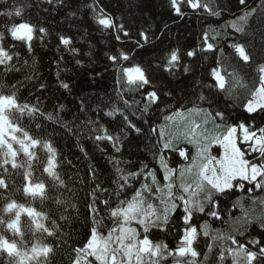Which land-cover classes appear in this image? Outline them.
Returning <instances> with one entry per match:
<instances>
[{"label":"snow or ice","instance_id":"6c2138e0","mask_svg":"<svg viewBox=\"0 0 264 264\" xmlns=\"http://www.w3.org/2000/svg\"><path fill=\"white\" fill-rule=\"evenodd\" d=\"M39 4L61 8L65 0H39ZM169 5L179 18L186 15L185 8L215 18L224 11L217 0H169ZM34 6L39 5H33L31 0H0V69L5 78L0 82V264H57L59 251L65 248L70 249L69 264H264V123L258 126L247 120L229 122L226 109L213 112L201 107L207 102L203 92L195 95L186 111L175 110L164 117L165 124L151 129L157 136L153 155L163 170V183L158 179L159 170L148 171V166L143 165L141 171L125 174L121 161L115 159L116 175L111 180L115 187L111 193L103 185L94 187L92 200L86 204L92 217L89 232L83 242L74 247L68 244L64 237L70 234L64 233L59 221L67 223L70 216L65 213L76 205L62 198V193L57 194L61 190L71 193L72 189L59 171L57 149L40 123L45 114L38 105L22 103L19 85L7 80L9 74L31 67L23 53L31 56L34 42L43 43L49 35L46 27L26 18L25 12ZM84 7L97 28L116 42L123 44L127 38L139 48L150 43V34L145 30L133 39L125 24L117 22L122 18L110 14L101 0H90ZM232 16L223 25V32L211 25L202 32L198 51L182 53L180 48L172 49L163 65L156 68L171 74L183 67L187 73L190 68L183 64L184 57H197L198 52L210 54L212 82L201 87L234 102L243 92V110L255 121L256 115L264 117V0H235ZM237 34L245 38L244 42L237 39ZM220 36L226 47L218 41ZM229 39L231 43H227ZM59 43L77 52L70 37L59 36ZM226 48L232 50L228 56ZM233 58L237 65L225 64V60ZM108 59L118 69L117 83L130 97L119 95L126 108L143 104L139 108L143 115L158 105L160 95L150 76L155 69L139 63L124 66L121 62L130 61V51L118 49ZM245 67L250 73L242 74ZM150 85L152 90H147ZM61 86L69 88L67 83ZM137 95L140 100L135 98ZM120 115L124 122L121 132H141L128 115ZM46 118L53 119L51 115ZM93 131H97L96 141H108L115 152H121V135H113L103 126ZM181 143L192 144L196 152L190 163L177 170L169 165L165 153L178 152L188 160ZM213 145L222 150L219 156L211 154ZM17 178L22 180L20 186L16 185ZM20 192L26 203L15 198ZM225 199L231 201V206L222 209ZM245 200L250 202V208L245 207ZM100 204L106 212H102ZM257 205L260 212L256 211ZM237 207L242 214L234 217L233 209ZM22 217L27 220L22 221ZM213 222L222 226L213 227ZM161 234L176 243L166 242Z\"/></svg>","mask_w":264,"mask_h":264},{"label":"trees","instance_id":"16d2710c","mask_svg":"<svg viewBox=\"0 0 264 264\" xmlns=\"http://www.w3.org/2000/svg\"><path fill=\"white\" fill-rule=\"evenodd\" d=\"M31 2L39 6L26 11V18L34 24L46 27L49 35L45 37L43 43L34 42V52L31 56L23 53V58L28 60L31 67L24 68L20 73L9 74L7 80L10 84L19 85L18 95L22 103L38 105L45 114L40 123L57 149L61 161L59 171L68 188L72 189L71 193L61 190L57 194L62 193V198L70 199L76 205V208H69L65 213L70 216L67 223L63 220L59 221L63 225L64 233L70 234L64 237L69 245L74 247L77 243L83 242L89 232L92 217L86 210V204L92 200L90 194L94 187L98 184L103 185L109 189V193L115 187L111 183L116 175L113 164L115 159L121 161L120 167L125 169V174L129 171L139 172L143 165H147L148 171L159 170L158 179L162 181L163 170L160 169L158 158L153 155L156 151L153 145L156 144L157 136L151 132V129L154 127L158 129L160 125L165 124L164 117L171 115L175 110L186 111L192 106L190 101L195 99L197 93L203 92L207 97V102L201 107L213 112L226 109L229 122L247 120L258 126L264 123V117L253 114L256 115L253 121L252 117L244 112L243 92H240V99L234 102L217 95L215 90L201 87L212 82L209 77L213 63L210 54L198 52L197 57H184L183 64L190 68L187 73L184 72L183 67L171 74L162 67L156 68V65H163L165 57L172 49L180 48L182 53L185 50L198 51L202 32L209 30V25L223 32L225 22L233 19L235 0H232V3H229V0H217L218 4L224 6L220 18L208 16L200 10L194 12L188 8L184 9L186 15L179 18L172 12L169 0H101L110 14L122 18V21L117 22L125 24L132 33L133 39L140 30L150 34V43L143 48L136 47L127 38H124L125 42L120 44L108 33H102L92 22L90 11L84 7L90 0H65V6L61 8L40 5L39 0H31ZM45 8L48 10L45 11ZM73 12L76 13L75 16L70 15ZM228 31L231 34V29ZM61 35L72 39V46L77 49L76 53L68 51L59 43ZM237 39L240 42L245 40L239 34ZM218 41L226 47L223 36H220ZM231 42V39L227 41V43ZM118 49L130 51V61L121 62L124 66L139 63L155 69L154 72H150V76L152 85L160 95V102L152 106L147 114L142 115L139 110L143 104L139 107L133 104L132 107L126 108L119 101L121 93L125 98L130 99V97L123 91L121 84L117 83L118 69L108 59V56ZM231 52L230 48H226L225 55L228 56ZM205 56L209 58L204 59ZM77 60L80 61L79 64L76 63ZM224 62L226 65H237L235 58ZM244 73H250V69L243 68L242 74ZM25 76L32 78L25 79ZM4 79L3 71L0 69V82ZM248 79L251 83V75ZM62 83H67L69 88H63ZM152 85L148 86L147 90H152ZM135 98L141 99L139 95ZM117 108L119 111H114ZM121 112L128 115L129 119L141 129L140 133L134 130L121 132L124 127ZM49 115L53 117L52 120L46 118ZM101 126L113 135H121V152H115L108 141L94 139L97 131L93 129L99 130ZM180 147L186 149L188 160L181 158L178 152L165 153L169 165L177 170L182 165L190 163L191 156L196 152L192 144L181 143ZM219 152V147L213 146L211 154L218 155ZM36 175L39 176L40 173ZM43 178L47 180L46 176ZM21 183V178H17L16 185L20 186ZM136 187H139V184H136ZM109 193H104L103 196H108ZM15 198L20 202H27L22 192L16 193ZM111 200L112 206H115V197L112 196ZM244 204L245 207H251L248 200H245ZM98 206L102 212H106L102 204ZM230 206L231 201L227 199L222 201V209ZM256 211H261L259 205ZM241 214L238 207L233 209L234 217ZM26 220V217H22V221ZM221 226L219 222H213V227ZM161 236L170 244L176 243L172 237H163L162 234ZM49 242L54 243L51 238ZM68 251H70L68 248L59 251L57 264H69L71 258L67 256Z\"/></svg>","mask_w":264,"mask_h":264},{"label":"rangeland","instance_id":"374dc122","mask_svg":"<svg viewBox=\"0 0 264 264\" xmlns=\"http://www.w3.org/2000/svg\"><path fill=\"white\" fill-rule=\"evenodd\" d=\"M209 127H211V125H209ZM213 146H216V145H213ZM213 146L211 147V149H210V152L212 153V150H213ZM195 148V147H194ZM195 150H196V148H195ZM222 150L220 149V152H221ZM220 152H219V154H220ZM219 154L218 155H214V156H219Z\"/></svg>","mask_w":264,"mask_h":264}]
</instances>
